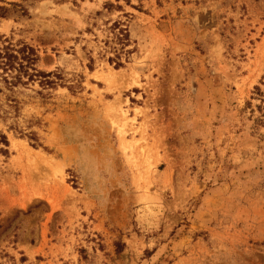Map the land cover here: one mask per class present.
I'll return each instance as SVG.
<instances>
[{"label":"rangeland","instance_id":"rangeland-1","mask_svg":"<svg viewBox=\"0 0 264 264\" xmlns=\"http://www.w3.org/2000/svg\"><path fill=\"white\" fill-rule=\"evenodd\" d=\"M0 7L63 78L0 120V264H264V0Z\"/></svg>","mask_w":264,"mask_h":264},{"label":"trees","instance_id":"trees-1","mask_svg":"<svg viewBox=\"0 0 264 264\" xmlns=\"http://www.w3.org/2000/svg\"><path fill=\"white\" fill-rule=\"evenodd\" d=\"M13 7H20L19 4L10 3ZM6 8L0 7V12H3L0 17H3ZM121 31H119L120 33ZM39 61L36 50L25 44L17 42L14 44L12 40L6 37H0V120L6 123L8 120L9 129L14 130L19 135L20 128L11 114L18 112V102L13 98V94L17 88L27 86L30 83L38 82L43 89H53L57 86L58 81H63L60 75L54 72L45 73L39 71L37 63ZM116 68H122L123 64L113 59L109 60ZM258 90V88H255ZM262 105L257 106L260 113L255 118L256 124L264 125V101ZM33 147H39V140L36 133L30 132L27 137ZM9 143L6 135L0 130V153L7 155Z\"/></svg>","mask_w":264,"mask_h":264},{"label":"bare ground","instance_id":"bare-ground-1","mask_svg":"<svg viewBox=\"0 0 264 264\" xmlns=\"http://www.w3.org/2000/svg\"><path fill=\"white\" fill-rule=\"evenodd\" d=\"M126 132V131H125Z\"/></svg>","mask_w":264,"mask_h":264}]
</instances>
